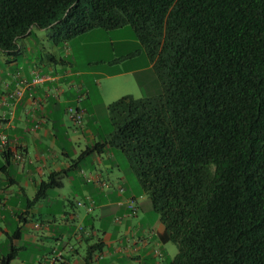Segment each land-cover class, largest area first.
<instances>
[{
  "label": "trees",
  "instance_id": "1",
  "mask_svg": "<svg viewBox=\"0 0 264 264\" xmlns=\"http://www.w3.org/2000/svg\"><path fill=\"white\" fill-rule=\"evenodd\" d=\"M33 27L132 29L160 91L109 104L111 134L74 161L121 151L177 246L167 264H264V0H0V56Z\"/></svg>",
  "mask_w": 264,
  "mask_h": 264
},
{
  "label": "crops",
  "instance_id": "2",
  "mask_svg": "<svg viewBox=\"0 0 264 264\" xmlns=\"http://www.w3.org/2000/svg\"><path fill=\"white\" fill-rule=\"evenodd\" d=\"M112 32L116 37L125 34L132 43H139L129 27ZM59 43L63 46L65 44L64 41ZM135 45L133 52L122 55V58L126 56L128 61L133 62L128 69L116 66L114 60L107 66L97 65L90 72H73L72 64L67 58V49L64 58L49 54L50 64L47 70L39 67L36 61L25 69L26 63L21 65L18 61L20 53L8 59L3 57L0 63L3 66L0 69V261L14 250L15 257L10 260V264H148L146 250L150 245L153 249L157 248L156 244L160 240H154L155 244L153 240H128L124 234L119 235V232H114L111 227L102 231L101 238H98L94 223L89 225L88 232L80 227L77 232L74 223H70V220L74 222L80 218L77 213L81 211L85 215L95 211L102 215L109 207L95 192V187L103 188V185H106L98 175L89 178L83 176L84 184L91 191L81 193L79 196L83 199H73L80 193V187L75 185L73 177H69V172L79 170L80 173L81 170L80 162L74 161L77 151L72 143L77 142L80 148L81 141H84V148H88L106 140L91 129L97 124L94 120L97 110H93L91 104L93 90L84 86L82 77L90 75L97 77V80L110 81L105 86L112 101H115L124 89V83L127 86L130 84L128 75L129 78L131 75L136 76L138 81L150 80L156 86L154 79H157L151 62L140 44ZM18 49L21 50V47L18 46ZM136 59H139V62ZM57 65L68 66L70 72L62 70L63 72L58 74ZM35 75L47 76L50 79L32 85L30 80ZM73 76L76 77L75 81L72 80ZM73 102L75 105H72ZM73 106L82 114L83 119L89 118L87 122L78 124L80 133L68 127L69 121L70 124L74 123L70 116H67L68 109ZM101 106L104 107V103ZM108 149L110 148H105L106 151ZM100 154L96 153V157L95 154L90 156L101 163L103 160ZM52 172L61 174V187L50 189L44 198L31 203L36 187L46 181ZM67 180L69 190L63 192V181ZM92 184L94 186H89ZM124 185L125 179L119 178L116 179L117 188L115 185H108L105 191L107 196L115 194L114 196L118 197L114 204L116 206L111 207V212L117 214L123 209L126 215H123L122 221L127 215L136 216L138 208L137 196L131 190L125 189ZM131 204L135 207L134 210L129 207ZM45 213L51 217V222L40 221L45 225L30 220L35 215L41 218ZM57 218L65 221V232L60 235H55L51 229L56 225ZM39 229L45 230V233H38ZM162 230L161 226L157 232L158 238ZM45 235H55L54 240L47 246L48 253L38 254L31 262L26 261L21 252L26 250L27 240L44 238ZM138 242L142 244V249L135 245ZM153 249L148 251L151 255L154 252L158 257L159 262L155 264H167L163 250Z\"/></svg>",
  "mask_w": 264,
  "mask_h": 264
},
{
  "label": "rangeland",
  "instance_id": "3",
  "mask_svg": "<svg viewBox=\"0 0 264 264\" xmlns=\"http://www.w3.org/2000/svg\"><path fill=\"white\" fill-rule=\"evenodd\" d=\"M51 34L52 32L48 29H38L37 27H33L31 29L30 36L24 37L18 41V45L21 47L20 54L18 55V61L21 65L22 63H26L25 69L28 68L33 61H36L39 67H44L45 70H47V67L50 64L49 54L64 58L66 55V49L69 53L67 58L68 61H70V64H72L71 71L73 72H90V70H94L93 67L96 68L97 65L107 66L114 60L116 62L114 63L116 66H119L122 69H128L133 64V62L131 63V61H128L126 59V56L122 58V55L125 53L133 52L136 46L135 44L139 45V43H132V40L128 38V36L126 37L125 34L120 37H116L117 35L113 33L112 30L106 31L100 28H94L79 36L64 41L66 44H64V46L61 45V43H56L55 39L51 38ZM136 60L139 62V59ZM2 61L3 57L1 55L0 63H2ZM135 63L137 64V62H134V64ZM57 67L59 68L57 72L58 74H61V72H63L62 70H68V72H70V68L68 66L57 65ZM2 68L3 66L2 64H0V69ZM75 79L76 77L73 76L72 80L75 81ZM82 79L85 83L84 86L89 90H93L91 94V104L93 105V110H97V114L94 117V120L97 121V124H94L92 128L90 126L89 127L105 139L112 132L108 105L113 101L110 100L109 93L107 92L105 86V84L110 83V81L97 80V77H92L90 75H85L82 77ZM127 79L131 82L130 84H128V86L124 83L125 87L120 92L119 96H117V99H119L121 95H130L134 99H138L152 96L160 91L159 82L155 79L154 82H156V86L153 82L151 83L150 80L141 79L140 81H138V78L134 75H131L130 78L128 75ZM96 83H98V85ZM103 103L105 105L104 107L101 106ZM72 105H75V103L73 102ZM70 108L73 111L75 110L74 106ZM67 116H69L68 113ZM88 119L89 118L84 117V119L82 118V122H87ZM77 126V123L70 124L69 121V128L71 127V129L73 130H78L79 127ZM78 131L79 133L81 132L80 130ZM81 143L82 146L80 148H78L77 142L72 143V146L77 151V154L74 156V158L78 157L81 149H85L84 141H81ZM109 148L110 149H108L107 151L105 150L104 153L100 154V158L103 160L101 163L97 162L94 159V157L97 156L96 154L94 155V157L87 156L80 161V173L79 170H72L69 172V177H73L75 185L80 187V193L74 196V200L83 199V197L79 195L81 193H87L91 191V189L84 184L85 180H83V176L89 178L98 175L106 185H103V188L95 187V192L99 196L101 201H105L107 206L109 207H107L102 212V215L98 211L92 212L89 215H85L81 211V213H77L80 218L78 220H75L74 222H71L70 220V223H74L76 231L80 227L85 228L87 232L89 231V225L94 223L95 230L98 231V238H101L102 231H105L107 228L111 227L114 232L118 231L119 235L124 234L125 238L128 240H153L152 242L155 244L156 242H154V240H159V238L157 237V232L162 226L159 221V217L157 213L152 209L147 195L141 191L138 177L131 170L129 162L127 161L125 156L119 149L111 147ZM105 165H107V167H105ZM119 178L125 179L126 185H124V188L131 190V192H133V194L137 196L136 203L138 205V208L136 209V216H124L125 218L123 221L122 218L125 214V211L123 209L117 214L111 212V207L116 206L114 204L116 203L118 197L114 196L115 194L110 196L105 195V191H107L108 185H115V188H117L116 179ZM63 182L65 186L63 188V192H66L67 190H69V182L68 180ZM89 186L94 185L92 184ZM30 220L32 222H38L39 224L45 225L43 223H40V221L51 222V217L48 213H45L41 218H39L38 215H35L34 217H31ZM56 220V225L51 228L52 233H55V235H60L65 232V221L60 220L59 218H57ZM30 231L32 233H37V231ZM38 233L44 234L45 230L39 229ZM55 235H45L44 238H37L35 240L29 241L27 240L26 250L21 252V256L26 258V261L31 262V259L33 257L34 259L38 257V254H47V246L51 244V240H54ZM94 240L97 239L94 238ZM32 241L34 242L33 244ZM135 245H137L138 249L143 248L140 242ZM156 245L157 248L154 249L163 250V256L164 259H166V262L171 260L177 253V246L170 241L166 243L159 242ZM150 249H153L152 245L148 246L146 250V253H148L147 263H158V257L154 255V252L152 253V256L149 252ZM154 249L153 251H155Z\"/></svg>",
  "mask_w": 264,
  "mask_h": 264
},
{
  "label": "built area",
  "instance_id": "4",
  "mask_svg": "<svg viewBox=\"0 0 264 264\" xmlns=\"http://www.w3.org/2000/svg\"><path fill=\"white\" fill-rule=\"evenodd\" d=\"M50 77H47V76H40V75H35L32 77V79L30 80V83L32 85H36V84H39V83H42L46 80H49ZM68 114L70 116V118L73 120L74 123H77V124H81L82 122V114H80V112L76 111V110H72L71 108L68 109ZM130 208H132V206H129ZM90 210V209H88Z\"/></svg>",
  "mask_w": 264,
  "mask_h": 264
}]
</instances>
